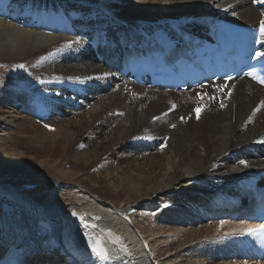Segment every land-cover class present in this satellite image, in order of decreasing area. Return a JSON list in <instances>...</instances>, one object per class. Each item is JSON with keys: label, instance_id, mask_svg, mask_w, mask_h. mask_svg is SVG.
I'll return each mask as SVG.
<instances>
[{"label": "bare ground", "instance_id": "obj_1", "mask_svg": "<svg viewBox=\"0 0 264 264\" xmlns=\"http://www.w3.org/2000/svg\"><path fill=\"white\" fill-rule=\"evenodd\" d=\"M262 14L264 0H0V66L31 68L19 103L0 96V112L21 104L35 116L0 138L47 152L28 156L33 169L59 177L48 187L0 181V259L13 239L29 249L24 264H98L87 231L106 264H264L244 252L257 224L235 188L264 171V147L253 144L264 134V88L241 78L185 95L139 86L119 68L127 44L155 29L198 30L205 15L257 26ZM44 29L59 32L39 40ZM112 130L116 141H105ZM137 134L151 139L132 142Z\"/></svg>", "mask_w": 264, "mask_h": 264}, {"label": "rangeland", "instance_id": "obj_2", "mask_svg": "<svg viewBox=\"0 0 264 264\" xmlns=\"http://www.w3.org/2000/svg\"><path fill=\"white\" fill-rule=\"evenodd\" d=\"M130 1V0H129ZM134 1V0H133ZM17 26L21 27L22 25L18 24ZM97 26V24H96ZM82 29H85V26H81ZM57 30H38V33L40 34L39 40L42 39L41 35H53L55 33H58ZM31 68L28 64H24L23 67H18V65H10L8 66H0V96H7L10 99L17 100L16 102L19 103V95L24 91L23 87L28 86V83L31 79ZM22 85V87H21ZM2 90V92H1ZM202 89L200 90H193L192 92H184L185 95H188L190 93L197 94L200 93ZM3 111L8 112H0V116H3L6 118L4 122H0V132L1 130L5 129V127H10L11 129H16L18 126V123L21 122H15L14 120L19 119V117H25L24 119H20V121L23 120H29L32 119L33 116L29 114L28 110L23 109L22 105H5ZM2 114V115H1ZM157 113L154 112L153 115H156ZM10 115V116H9ZM9 116V117H8ZM17 116V117H16ZM35 117V116H34ZM8 118V119H7ZM13 120V121H11ZM185 118H183V121ZM187 122V121H185ZM23 123V122H22ZM25 123V122H24ZM29 123H35V122H26ZM38 123V122H37ZM16 125V126H15ZM32 130V129H30ZM115 135L118 136L114 130L108 131L107 134L103 135L105 138V141L108 140V138H111L113 141L115 140ZM3 138L2 136H0ZM0 138V181L3 183L13 184L15 186H19L21 188H24V183L26 182H34L38 187H48L51 184L55 183L57 181L58 176H54L48 173H42L34 171L33 166L31 164V158H28V156H40L39 161L42 160L43 155H46L47 152L45 151H39L37 150H29L24 147V144L21 142L16 141H9L8 139L2 140ZM27 137H25V140ZM8 140V141H7ZM132 142L147 144L149 141L148 139H145L144 136L141 134L133 135L130 139ZM105 144V143H104ZM165 142L158 143L152 151H149V155L147 157L154 159L156 155H158L161 151L162 145H164ZM48 146V145H47ZM46 146V147H47ZM76 147V146H75ZM74 147V148H75ZM58 149L60 153L62 154L63 149L58 146ZM77 150L80 151H87L86 147H84L81 143L78 144L76 147ZM75 149V150H76ZM75 150H70L72 153L75 152ZM76 150V151H77ZM149 150V148H148ZM103 151V150H101ZM57 152V151H56ZM25 153V154H23ZM27 156V157H26ZM33 160V159H32ZM143 161V160H142ZM143 163L140 164V167H143ZM68 169L72 168L71 164H68ZM94 171H92L93 173ZM40 181L42 184L40 185ZM38 182V183H37ZM22 183V184H21ZM39 189V188H38ZM38 193H41L40 191ZM42 194V195H41ZM40 195V199H43L44 192H42Z\"/></svg>", "mask_w": 264, "mask_h": 264}, {"label": "snow or ice", "instance_id": "obj_3", "mask_svg": "<svg viewBox=\"0 0 264 264\" xmlns=\"http://www.w3.org/2000/svg\"><path fill=\"white\" fill-rule=\"evenodd\" d=\"M254 2H258V0H254ZM230 7V6H229ZM225 11L227 10V8L224 9ZM262 17H264V14H262ZM259 33H260V38L254 40L253 42L255 44H260L261 47H264V18L261 19L260 23H259ZM72 42H68V47H71ZM251 59H257V60H262L264 59V52L262 51H255L254 55H252L250 57ZM18 67H23V65H18ZM247 75L249 76H253L255 78V74L253 72H249L247 73ZM89 79H92L91 77H89ZM228 80H231V77L227 78ZM260 83H264V78L259 79ZM227 85H223L221 87L217 88V91H220L221 88H226ZM231 93L229 92L228 95H230ZM213 101L215 100V97L211 98ZM264 103V102H262ZM220 107L223 108L225 107V105L223 104V102L220 103ZM202 109L200 107H197L196 109H194V111L197 112V119H199V113ZM183 120V117L181 118ZM46 127H50L47 126ZM172 127H175V125H173ZM145 139H151V137H145ZM260 143H264V141H260ZM164 145H162L163 147ZM241 163L245 164V166H247V162L246 161H241ZM167 205H165L166 207ZM74 217H77V213L75 211H73L71 213ZM79 221H80V226L87 230L90 227H95L94 225H89L87 223H85L86 217L80 216L78 217ZM223 221H221V226L223 225ZM107 231V230H106ZM259 231L261 233H264V223L260 224L258 229H246V233L247 234H251L253 232ZM244 234V233H241ZM85 235L88 236V239L90 241L89 246L91 247V251L92 254L97 258L98 264H106L107 261H109L111 259V257L109 256L107 249L103 246L102 241L100 240H94L93 237L89 236L87 231H85ZM109 235H111V232L109 231Z\"/></svg>", "mask_w": 264, "mask_h": 264}, {"label": "water", "instance_id": "obj_4", "mask_svg": "<svg viewBox=\"0 0 264 264\" xmlns=\"http://www.w3.org/2000/svg\"><path fill=\"white\" fill-rule=\"evenodd\" d=\"M88 242H89V244H90V241H89V239H88Z\"/></svg>", "mask_w": 264, "mask_h": 264}]
</instances>
